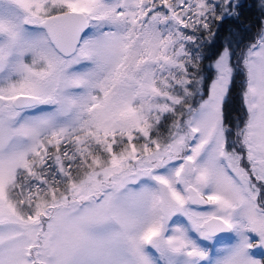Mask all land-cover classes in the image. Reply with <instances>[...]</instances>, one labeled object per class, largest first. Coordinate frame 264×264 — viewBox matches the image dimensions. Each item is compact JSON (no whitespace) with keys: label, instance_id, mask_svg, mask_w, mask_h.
<instances>
[{"label":"snow or ice","instance_id":"snow-or-ice-1","mask_svg":"<svg viewBox=\"0 0 264 264\" xmlns=\"http://www.w3.org/2000/svg\"><path fill=\"white\" fill-rule=\"evenodd\" d=\"M235 8L0 0V264H264V26L203 75Z\"/></svg>","mask_w":264,"mask_h":264},{"label":"trees","instance_id":"trees-1","mask_svg":"<svg viewBox=\"0 0 264 264\" xmlns=\"http://www.w3.org/2000/svg\"><path fill=\"white\" fill-rule=\"evenodd\" d=\"M233 4L236 5V8L232 10L233 14L225 16L221 21H214V40L203 49L208 57L202 61V66L205 69L203 75L208 78L205 87L211 80L212 72L209 65L213 63L216 54L223 47L231 44L232 49L239 55L244 46L250 43L261 30V27L264 26V0H236ZM232 60L235 64L236 56H233ZM242 86L243 76L234 74V81L224 106L225 125L233 133L229 137L230 142L235 139L234 133L237 123L243 119Z\"/></svg>","mask_w":264,"mask_h":264},{"label":"rangeland","instance_id":"rangeland-1","mask_svg":"<svg viewBox=\"0 0 264 264\" xmlns=\"http://www.w3.org/2000/svg\"><path fill=\"white\" fill-rule=\"evenodd\" d=\"M236 0H233V2H235ZM212 28H213V32L215 31V23L214 21L212 22ZM198 35V34H197ZM190 47H195L194 45L193 46H190ZM211 69V68H210ZM211 72H212V77L211 79L214 77V70L211 69ZM211 80L209 81L208 84H210ZM247 164V161H246V158L244 161H242V166H245ZM194 208H198V210H207L208 206L206 207H200V206H193ZM181 220H183V218L181 217L180 218ZM255 254L257 255V257L259 258V256L261 255V253H264V250H261V249H255L254 250Z\"/></svg>","mask_w":264,"mask_h":264},{"label":"water","instance_id":"water-1","mask_svg":"<svg viewBox=\"0 0 264 264\" xmlns=\"http://www.w3.org/2000/svg\"><path fill=\"white\" fill-rule=\"evenodd\" d=\"M200 207H205V206H200Z\"/></svg>","mask_w":264,"mask_h":264}]
</instances>
